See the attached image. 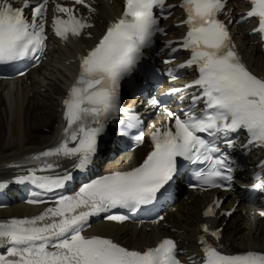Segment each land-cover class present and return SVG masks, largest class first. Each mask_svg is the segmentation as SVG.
Returning <instances> with one entry per match:
<instances>
[{
  "label": "snow or ice",
  "instance_id": "6c2138e0",
  "mask_svg": "<svg viewBox=\"0 0 264 264\" xmlns=\"http://www.w3.org/2000/svg\"><path fill=\"white\" fill-rule=\"evenodd\" d=\"M123 2L122 13L108 21L103 33L76 58L77 73L61 101L62 125L55 141L4 165L16 170L12 182L32 187L26 203L43 207L33 215L0 219V264H182L178 242L171 237L129 247L91 233V220L102 216L123 226L132 214L150 211L170 197V189L185 175L188 186L198 192L229 191L238 168L233 151L240 135L246 136L241 152L264 150V75L248 66L230 29L233 23L255 20L249 35L258 37L264 52V0H247L248 9L239 19L231 16L228 0ZM49 4L50 0H23L17 7L14 0H0V65L27 60L35 67L47 56L49 33L64 43L93 39L97 9L92 0H71L70 5L56 0L51 16ZM177 7L183 18L175 26L185 31L178 39L164 41L156 55H166L163 63L172 65L180 51L188 53L166 73L170 82L181 70L194 74L190 82L166 94L179 96L185 107L179 115L163 107L168 119L159 127L152 125L149 150L136 166L90 176L109 135L130 140L132 147L145 144L143 122L133 107L123 106L122 87L127 84L133 95L144 94L135 74L156 38L167 35L161 22ZM147 103L162 106L155 96ZM68 162L70 167H65ZM257 167L261 175L254 188L264 192V160ZM77 181L79 186L69 191ZM8 183L0 182V189ZM222 205L221 199H214L202 216L230 217L235 212ZM259 215L264 217V211ZM165 219L157 214L152 223ZM222 231L200 224L199 264H264V249L226 251Z\"/></svg>",
  "mask_w": 264,
  "mask_h": 264
},
{
  "label": "bare ground",
  "instance_id": "6f19581e",
  "mask_svg": "<svg viewBox=\"0 0 264 264\" xmlns=\"http://www.w3.org/2000/svg\"><path fill=\"white\" fill-rule=\"evenodd\" d=\"M97 14L93 17L95 27L91 29L93 37L97 36L103 29L108 18L119 11V1L97 0L94 4ZM242 45L245 56L252 69L260 75H264V59L261 57L257 47L250 45L252 39L246 35L242 36ZM78 46L87 44V40H80ZM75 45L67 46L63 53L56 51V59L51 61L49 69L41 76L33 77L34 82L30 85L22 84L3 85L0 84V163L11 160L24 154L37 146H45L52 136H56V129L60 121L55 120L59 109L58 100L62 96L63 75L67 59L72 60ZM12 100V104L6 101ZM53 133L50 134V131ZM144 149H139L131 154V158L139 157ZM126 165V164H125ZM123 165V166H125ZM4 170L0 169V174ZM189 201L181 200L176 211L172 214L173 225L180 233L182 241H187V246L193 245V234L197 235V226L202 221V211L211 198L210 193L200 196L186 195ZM237 197H229L227 207L231 206ZM239 212L235 213L226 223L223 230L224 242L230 239V247L234 250L245 248L264 249V221L254 218L250 208L239 205ZM25 209L23 206H14L6 212L8 215L17 210ZM105 229L107 235L122 239L129 245L138 243H152L156 238L163 235L162 227L154 226L149 231L136 230L129 226L117 227L111 224L100 223L94 226L93 232L101 233ZM123 229L124 234L119 235L118 230Z\"/></svg>",
  "mask_w": 264,
  "mask_h": 264
}]
</instances>
